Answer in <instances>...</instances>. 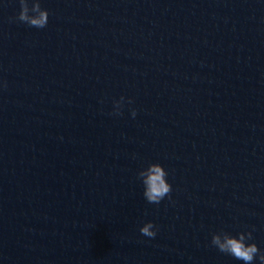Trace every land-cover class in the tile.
<instances>
[{"label":"clouds","instance_id":"clouds-1","mask_svg":"<svg viewBox=\"0 0 264 264\" xmlns=\"http://www.w3.org/2000/svg\"><path fill=\"white\" fill-rule=\"evenodd\" d=\"M20 11L16 17L20 22L26 23L31 27L44 28L48 23L49 13L47 9L41 7L39 0H19ZM31 13V14H30ZM115 102V111L113 114L120 115L121 102ZM132 101L129 100V103ZM133 117L136 116V110L131 112ZM168 173L165 168L159 163H151L149 166L138 173V178L144 185V197L150 204H159L166 196L172 192V186L167 181ZM152 222L145 223L140 232L148 237H155L156 232ZM252 240L251 232H240L236 236L228 232H220L213 234L211 244L220 252L234 257L237 260L243 261L244 264H253V261L258 257L260 264H264V252H262L256 243H247Z\"/></svg>","mask_w":264,"mask_h":264}]
</instances>
